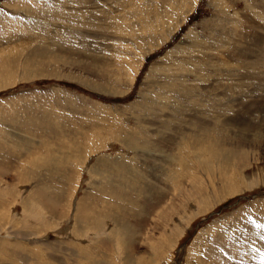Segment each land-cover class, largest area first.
I'll return each instance as SVG.
<instances>
[{"label":"rangeland","instance_id":"obj_1","mask_svg":"<svg viewBox=\"0 0 264 264\" xmlns=\"http://www.w3.org/2000/svg\"><path fill=\"white\" fill-rule=\"evenodd\" d=\"M33 1L0 0V244L31 248L0 249V264H78L82 246L96 264H239L246 249L264 264V0H46L49 13L15 14ZM25 20L46 32L15 36ZM46 111L49 137L26 119ZM140 129L147 151L126 146ZM191 130L222 152L180 157Z\"/></svg>","mask_w":264,"mask_h":264},{"label":"bare ground","instance_id":"obj_2","mask_svg":"<svg viewBox=\"0 0 264 264\" xmlns=\"http://www.w3.org/2000/svg\"><path fill=\"white\" fill-rule=\"evenodd\" d=\"M40 2H38V3H40V4H42V5H39V4H37V1H33V2H29V5L27 4L26 6H25V4H22L21 5V3L22 2H15V14H16V11H18L17 12V14H20L21 12L19 11V10H21V9H23V7H24V10L26 11V12H32V13H38L39 11L41 12V13H43V12H46L47 10H48V13H49V11H50V8H49V4L48 3H46V0H39ZM42 1V2H41ZM62 4V3H61ZM39 5V6H38ZM22 6V7H21ZM52 6H54V5H52ZM56 6H57V4H56ZM59 6V5H58ZM57 6V7H58ZM63 6V5H62ZM61 6V7H62ZM18 7H19V9H18ZM21 8V9H20ZM59 8V7H58ZM167 8V7H166ZM10 9V8H9ZM51 9H55V8H51ZM56 10V9H55ZM61 11V10H60ZM23 12V11H22ZM30 12V13H31ZM74 12V11H73ZM47 13V12H46ZM16 14V15H17ZM25 14V13H24ZM43 15H44V13H43ZM173 15V14H172ZM23 16V15H22ZM46 16V15H45ZM65 16V15H64ZM1 17V16H0ZM74 18V17H73ZM76 19V18H75ZM29 21H31V20H25V21H15L14 23H13V26H15V27H17V28H19V29H16L15 30V36H17L19 33H20V35L22 36V38H28V36L29 35H31V33L32 34H34L36 37H38L39 35H43L45 32H46V26H44V24H42V23H40V24H36V23H34V24H31V25H29L27 22H29ZM21 23V25H19V24H17V23ZM156 22V21H155ZM149 24V23H148ZM79 26H81V25H79ZM147 26H149V25H147ZM154 26V25H153ZM159 26V25H158ZM42 27H43V30H42ZM77 27V26H76ZM34 28H37L38 29V31L37 32H35V30H34V32H32V31H28V30H32V29H34ZM79 29V28H78ZM13 30V29H12ZM75 30V29H74ZM71 31L73 32V29H71ZM127 31V30H126ZM70 32V31H69ZM75 32V31H74ZM76 32H78V31H76ZM80 32V31H79ZM81 33V32H80ZM13 34V33H12ZM83 36V35H82ZM45 39V38H44ZM160 41H162L161 39H160ZM159 41V39H157V40H151V43L152 44H157V43H159L160 42ZM220 41V40H219ZM150 44V43H149ZM93 45V44H92ZM198 45V44H197ZM42 47H43V45H42ZM44 47H46V46H44ZM93 47V46H92ZM37 51H40V46H39V48H35ZM47 49V48H46ZM25 64H26V62H25ZM30 71V70H29ZM34 74V73H33ZM35 75V74H34ZM177 85V84H176ZM186 91L187 90V88L185 87H182V91ZM152 91H154V90H152ZM168 91L170 92V93H179V88L177 87V86H175V85H172V86H169L168 87ZM188 91V90H187ZM195 93V92H194ZM155 94V93H154ZM186 94V93H185ZM158 95V94H157ZM186 96V95H185ZM194 96V95H193ZM170 101V100H169ZM159 102V101H158ZM203 102V101H202ZM29 105V104H28ZM199 106V105H198ZM197 109H199V111H201V112H203L204 110L203 109H201V108H198L197 107ZM16 110V109H15ZM203 110V111H202ZM206 110V109H205ZM16 112V111H15ZM194 112H196V111H194ZM18 113V112H17ZM29 113V112H28ZM34 113H36V112H34ZM223 113V112H222ZM37 114H38V112H37ZM36 114V115H37ZM49 114H51V113H48V111H46V114H41V115H39L38 117H34V115H33V117L31 116V117H29V118H26L27 120H30V122H31V120H34L35 122L36 121H44L45 122V124H46V127H44L45 129H46V131H47V129H48V131H50V132H48L47 133V137H49V135H50V133H52V131L54 132L55 131V127H54V124L53 125H47V121H46V118H49V117H47ZM194 115V114H193ZM217 115H218V113H217ZM219 115H220V113H219ZM224 115L225 114H221L220 115V119L219 120H221L222 121V123L221 124H219V126H220V128H223L224 127V123H226L227 124V121H226V118L224 117ZM227 115V114H226ZM28 116H30L29 114H28ZM201 117L199 118V117H197V116H194V117H196V121L197 120H200L201 121V124H203L204 123V125H207V124H213V121H210V122H207V120H205V118H202L203 116L202 115H200ZM179 117V116H178ZM140 118V117H139ZM141 119V118H140ZM203 119L205 120V121H203ZM218 119V118H217ZM234 119V118H233ZM23 120V119H22ZM139 120V119H138ZM18 121V120H17ZM26 121V120H25ZM27 122V121H26ZM30 122H28V123H30ZM33 122V121H32ZM43 122V123H44ZM228 122H229V120H228ZM19 123H22V121H20L19 120ZM33 124H34V122H33ZM142 124V123H141ZM25 125V124H24ZM215 125V124H214ZM213 125V126H214ZM216 126H218V125H216ZM234 126V125H233ZM27 127H29V126H27ZM39 127V126H38ZM30 128V127H29ZM33 128V127H32ZM168 128V127H167ZM201 128H204V130H206L207 129V127L206 126H204V127H202L201 126ZM212 128H215V127H212ZM42 130V129H41ZM87 130H89V129H87ZM143 130V129H142ZM141 129H140V131L139 132H135V133H137V137L134 139V141H132V142H130L129 143V140H128V142L126 141V143H127V147L129 148V147H138L139 146V148L140 149H142V150H144V151H147V148L149 149V147H147L148 145V143L146 144V142L147 141H145V139H148L147 138V133H145V132H143ZM216 130H218L217 128H216ZM222 130V129H221ZM30 131V130H29ZM44 131V130H43ZM109 131H111L110 129H108V132ZM115 131H113V132H111L110 133V136L111 135H113V133H114ZM191 132V136H189L190 137V139H192V148L191 147H188V153L189 154H187V155H185L183 152H187V149H183L182 150V148H187L185 145H183L182 147H181V153H180V157H185V158H189L190 159V157H191V155H193V153L194 152H198V153H200V154H202V155H206L207 153L209 154V156L210 155H212L211 153L213 152V151H215L217 154H220L222 151L221 150H217L216 148L214 149L213 147H211L212 146V142L210 141V139H209V137L208 136H203V137H199V136H197V132L195 133L193 130H191L190 131ZM201 132V131H200ZM94 133H96V134H94ZM94 133H90L91 134V137H88L87 136V134H84L85 135V138L87 139L86 141H88V140H91V143L89 144V148L90 149H88V145L87 146H85V144L82 146V145H80L79 147L80 148H82L83 147V149H84V151H87V150H95V149H97L99 146H95L96 148H91V146L92 145H94L95 144V142H96V139H97V135L98 134H100V133H102L101 131H99V130H97L96 132H94ZM204 133H206L205 131H204ZM33 134V133H32ZM201 134V133H200ZM199 134V135H200ZM2 135V134H1ZM35 135V134H34ZM119 136H121V134H118ZM172 135V134H171ZM174 135V134H173ZM192 135H194V136H192ZM4 136V135H3ZM118 136V137H119ZM51 137V136H50ZM169 138H170V136H169ZM173 137H171V139H172ZM1 139H3L2 137H1ZM46 139V138H45ZM170 139V140H171ZM82 140V139H81ZM168 140V139H167ZM140 141V143H137V142H139ZM142 141H144V142H142ZM173 141V140H172ZM89 142V141H88ZM142 142V143H141ZM179 142V141H178ZM183 142V141H182ZM82 143H84V141L82 140ZM98 143V142H97ZM77 145V144H76ZM99 145H100V143H99ZM199 145V148L197 147ZM10 147V146H9ZM42 147V146H41ZM7 148H8V145H7ZM76 148H78V146H76ZM75 148V149H76ZM180 148V147H179ZM79 149V148H78ZM132 149V148H131ZM190 149V150H189ZM8 150V149H7ZM185 150V151H184ZM72 151V150H71ZM179 151V150H178ZM9 153V152H8ZM51 153V152H50ZM86 153V152H85ZM149 153V152H148ZM1 154V153H0ZM4 155H6V154H4ZM179 155V154H178ZM189 155V157H187ZM199 155V154H198ZM76 156H78L77 155V153H76ZM213 156V155H212ZM1 157V156H0ZM4 157V156H3ZM217 157V156H216ZM221 157V156H220ZM50 158V155H48L47 157H46V162H48V159ZM200 158V157H199ZM205 158V157H204ZM2 159V158H1ZM184 159V158H183ZM105 161H107V159H104ZM177 160H179V159H177ZM64 161H66V162H68L67 161V158L64 160ZM1 162V161H0ZM179 162H181V161H179ZM185 162V161H184ZM49 163V162H48ZM2 164V163H1ZM115 164V163H114ZM65 165H67V164H65ZM178 165V164H177ZM182 165V164H181ZM184 165V164H183ZM57 166V165H56ZM184 166H186V165H184ZM64 167H66V166H64ZM51 169V168H50ZM121 169V168H120ZM180 169V168H179ZM113 171H114V169H113ZM112 171V172H113ZM108 173V172H107ZM106 173V174H107ZM122 172H120V174H121ZM108 175H109V173H108ZM140 175H143V173H140ZM121 176H122V178L124 177V176H126V175H124L123 173L121 174ZM112 178V177H111ZM111 178H107L106 180H104V181H106V184H110L111 185V183H112V181L111 180H114V179H111ZM102 179V178H101ZM104 179V178H103ZM102 179V180H103ZM155 179H157V178H155ZM120 181V180H119ZM128 181H130V179H128ZM49 182V181H48ZM122 182V181H121ZM173 182V181H172ZM140 183V182H139ZM54 184V183H53ZM52 184V185H53ZM118 184H120V182L118 183ZM133 184H137L134 180H132L131 181V183L129 184L128 183V189L130 188L131 189V191H134V190H136L135 189V187H133L132 185ZM142 184V183H141ZM149 183H147V185H148ZM46 185H48V184H46ZM103 185V184H102ZM110 185H109V187H110ZM42 186H44V185H42ZM104 186V185H103ZM126 187V188H127ZM113 188H115V187H112V188H110V190H112L113 191ZM45 189V188H44ZM117 189V188H116ZM121 189H122V187H121ZM149 189V188H148ZM46 190V189H45ZM109 190V189H108ZM41 191V190H40ZM141 191V190H140ZM42 192H44V191H42ZM105 192V191H104ZM135 192V191H134ZM145 192V191H144ZM113 193H115V192H113ZM112 192L110 193V194H107V196H103V198L105 197L106 199V201H109L110 199L112 200H115V203H116V200H118V198L119 197H121L122 195V193L120 194L121 196H119L117 193H115L114 195H112L113 194ZM141 193V192H140ZM54 194V193H53ZM101 192L99 193V191L97 190V194H96V196H95V198L98 200V198H101ZM104 194H106V193H104ZM40 195V194H39ZM46 195V194H45ZM52 195V194H51ZM95 195V194H94ZM135 195V194H134ZM44 196V194H42V196H41V198ZM47 196V195H46ZM45 196V197H46ZM147 196V195H146ZM44 197V198H45ZM130 197V196H129ZM20 198V197H19ZM94 198V197H93ZM47 199H49V198H47ZM39 200V199H38ZM42 200V199H41ZM44 200V203L43 202H41V203H43L42 205H44V207H46V209L48 208L49 210H50V212L53 210L52 209V204H50V203H48L50 200H45V199H43ZM42 200V201H43ZM30 201V200H29ZM119 201V200H118ZM96 202V201H95ZM112 202V201H111ZM130 202H134V200H133V198H132V200L130 201ZM87 205H88V203H86ZM30 205H32V204H30ZM116 205H119L118 203H116ZM80 206V205H79ZM83 207V206H82ZM93 207H94V205H93ZM92 208L90 207V206H86V205H84V207L83 208H79L78 209V211H77V215H76V221H78V222H84V221H86L89 217H91L89 214H88V212H87V210H89L90 211V213H93L94 212V210H91ZM113 209V208H112ZM125 209V208H124ZM42 210V209H41ZM107 210V209H106ZM30 211V210H29ZM31 211H33V210H31ZM33 212H35V209H34V211ZM46 212V211H45ZM54 213V212H53ZM106 213H107V215H105V213H104V215L103 216H106V217H111L112 216V213L111 212H109V211H106ZM78 214H87L86 215V218L85 219H82V218H80L79 217V215ZM99 214H101V213H97L96 214V218H98V217H101V216H99ZM109 214V215H108ZM111 215V216H110ZM43 220V219H42ZM95 220V219H94ZM102 220V219H101ZM100 220V221H101ZM97 223V222H96ZM93 225V224H92ZM102 226V225H101ZM96 227V226H95ZM99 227V226H98ZM123 228V227H122ZM121 229V228H120ZM30 231V230H29ZM124 231V230H123ZM127 231V230H126ZM35 232V231H34ZM77 232V231H76ZM123 233V232H122ZM121 233V234H122ZM74 234V233H73ZM34 236V235H33ZM121 238H122V240H124L125 239V236L123 235V236H120ZM105 242V241H104ZM124 242V241H123ZM34 243H39L37 240L36 241H34ZM260 244H261V242H259ZM72 243H70V247H69V249L71 250V247H72V245H71ZM78 244V243H77ZM108 245V244H107ZM106 245V246H107ZM112 245V244H111ZM40 246H43V248H44V250H46V251H48V250H51V253L52 252H55V251H57V249L58 248H52L51 247V244L50 243H48V242H46V243H43L42 245H38V247H40ZM57 246H60L61 248H63L64 247V244H63V242H61V243H59V244H57ZM74 246H75V243H74ZM78 246V245H77ZM106 246H105V248H106ZM0 249L2 250V248H7V250H9V255H10V253H13V254H24V255H27V253H29V251H30V247H27L26 245H25V243L23 242V240L21 239V238H19L18 236L17 237H13L10 241H8V243L6 242V241H3V243L2 244H0ZM54 247H56V246H54ZM73 248V247H72ZM79 248V247H78ZM63 252V251H62ZM80 252H81V254L83 255V258H80L78 261H76V263H78V262H80V263H78V264H96L97 263V259L96 258H94L93 257V254L91 253H89V249H88V247L86 246V247H81V249H80ZM6 253V252H5ZM75 252H73L72 254H74ZM32 254V253H31ZM53 254V253H52ZM254 254H255V252H254V250L253 249H246V250H243V251H241L240 253H239V256L237 257V259H236V261H237V263H239V264H250V263H252V261L253 262H255L253 259H252V257L254 256ZM257 254V253H256ZM77 255V254H76ZM257 256V255H256ZM37 257V256H36ZM258 257V256H257Z\"/></svg>","mask_w":264,"mask_h":264}]
</instances>
